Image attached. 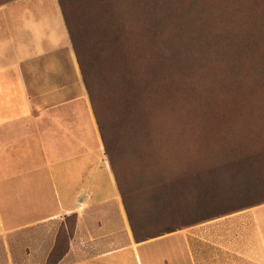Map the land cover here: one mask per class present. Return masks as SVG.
Wrapping results in <instances>:
<instances>
[{
    "label": "rangeland",
    "instance_id": "rangeland-1",
    "mask_svg": "<svg viewBox=\"0 0 264 264\" xmlns=\"http://www.w3.org/2000/svg\"><path fill=\"white\" fill-rule=\"evenodd\" d=\"M14 1L33 0H0V15ZM61 1L133 205L137 184L140 236L180 229L209 264L200 235L247 242L250 211L264 206L250 205L264 196V0ZM224 206L246 210L188 226Z\"/></svg>",
    "mask_w": 264,
    "mask_h": 264
},
{
    "label": "crops",
    "instance_id": "crops-1",
    "mask_svg": "<svg viewBox=\"0 0 264 264\" xmlns=\"http://www.w3.org/2000/svg\"><path fill=\"white\" fill-rule=\"evenodd\" d=\"M6 10L0 15V264H47L58 228L71 215L76 228L59 264H177L176 246L182 264H209L185 233L135 240L59 3L14 1ZM250 212L248 240L237 247L200 235L201 246L214 251L211 263L264 264L258 216L264 206Z\"/></svg>",
    "mask_w": 264,
    "mask_h": 264
},
{
    "label": "trees",
    "instance_id": "trees-1",
    "mask_svg": "<svg viewBox=\"0 0 264 264\" xmlns=\"http://www.w3.org/2000/svg\"><path fill=\"white\" fill-rule=\"evenodd\" d=\"M58 1H59V5H60V8H61V11H62V14H63V18H64V21H65L69 36L71 38L73 49H74V51L76 53V56H77V59H78L79 65H80V69H81V73H82V76H83L84 83H85L86 88L88 90L91 102L93 104V107H94V110H95V113H96V116H97L99 128H100V131H101V136H102V139H103V142H104V146H105V152H106V155H108V157L110 159L109 161H110V164H111V168L113 170V173L115 175V178H116L120 193L122 195L123 202H124V205H125V209L127 211V215H128V218H129V222H130V225H131L135 240H137L139 242H145V241H147L149 239H152V238L161 237V236H163L165 234H170V233H174V232L179 231L180 229H167L162 234L153 235L152 238H149V237H146V236H140L139 228H138L139 227V218H138L139 217V196H138L137 184L135 185V187L132 185L131 186V191H130V192H134L135 193V201H136L135 203L136 204L133 205L132 204L133 202L131 201L132 199L129 197V191L126 189L127 186H125L123 184V181H122V179H121V177L119 175V171L117 170L118 169L117 168L118 167V161L116 160V158L114 156V153H113V150L116 147L114 148L113 144L110 143L107 140L106 135L104 133L103 124L100 123L98 115H97V112H96V109H95V99L93 97V93L91 91V86H90V81H89L91 75H94L93 70H87V65L85 64V62H83L82 54L79 51V49L77 48L78 47L77 42L74 40V37H73L71 29H70V27L73 26V22H71L69 24L67 16L65 14L63 3H62L61 0H58ZM224 50L228 51L229 48L227 47ZM223 53H225V52H223ZM86 62L89 65L92 64V61H86ZM253 158H254V155H250L247 158V161L249 162V164L251 166H252L251 163L253 161ZM242 170L244 172H247V169L245 167ZM233 171L238 173L236 170H233ZM242 175H247V173H244ZM215 182H216L215 184H216L217 187H213V188H215L217 195H229L230 192H228L226 194V193H224V191L222 189H219V187L221 185L220 184L221 182H218V181H215ZM241 192H249V191L241 190ZM234 193L235 192H231V194H234ZM263 197H262V199H260V201L256 202V204L253 203L254 205H252V204H250V205L252 207L264 205V198ZM247 207H250V206H247ZM230 208H232V206H224L221 209H218V214L213 215V216H207L204 219H199L200 217L196 216L194 219H196L197 221H195L194 223H192V224H190L188 226L192 227V226H195V225L204 224V223H207L209 221H213V220L228 216L230 214L246 210L244 208H240V209L229 211L228 209H230ZM67 220H69V221L71 220V225L68 226L69 242H68L67 246L64 248L63 247L64 245H63L62 238H59L57 240V242L55 243V246H54V248H53V250H52V252H51V254H50L49 258H48V263L47 264H59V262L62 260V258L66 255V253L69 250L70 241H71V239H72V237L74 235L75 228H76L77 216L76 215H71V216L67 217ZM195 223H197V224H195ZM188 226H186L185 228H187Z\"/></svg>",
    "mask_w": 264,
    "mask_h": 264
}]
</instances>
